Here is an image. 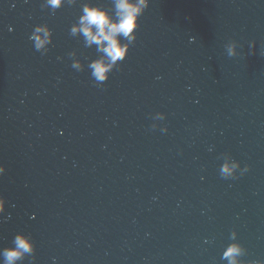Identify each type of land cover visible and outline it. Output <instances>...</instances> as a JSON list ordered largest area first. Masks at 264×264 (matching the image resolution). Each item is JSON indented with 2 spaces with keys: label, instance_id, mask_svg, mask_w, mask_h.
Listing matches in <instances>:
<instances>
[{
  "label": "water",
  "instance_id": "water-1",
  "mask_svg": "<svg viewBox=\"0 0 264 264\" xmlns=\"http://www.w3.org/2000/svg\"><path fill=\"white\" fill-rule=\"evenodd\" d=\"M43 3L0 0V248L19 233L32 264H228L236 242L239 264H264V0H149L100 87L69 29L111 0ZM223 154L249 171L222 179Z\"/></svg>",
  "mask_w": 264,
  "mask_h": 264
},
{
  "label": "clouds",
  "instance_id": "clouds-1",
  "mask_svg": "<svg viewBox=\"0 0 264 264\" xmlns=\"http://www.w3.org/2000/svg\"><path fill=\"white\" fill-rule=\"evenodd\" d=\"M76 2L77 0H44L41 8H48L50 14H55L56 10L74 5ZM148 7L149 0H111L110 8L93 3H83L80 6L81 14L71 25L69 35L74 38H82L84 48L91 49L95 46L97 58L87 63L95 86L100 87L107 82L113 70L119 71L120 63L126 59L130 46L137 39L136 31L139 28V18ZM11 30L9 28V31ZM29 40L33 43L35 51L42 56L47 55L49 46L52 44V32L47 25H37L29 36ZM236 47L235 42L226 45L229 57L236 55ZM67 55L72 61L71 68L82 72L85 66L77 58V53L72 51ZM151 118L154 121H163L165 115L157 112ZM151 128L155 130L157 125L153 123ZM159 130L161 133L168 131L166 127H161ZM209 151L212 149L209 148ZM219 158L223 160L219 167V175L224 180L239 179L249 171L247 165L241 168L240 163L227 154H223ZM4 173L5 168L0 166V176H3ZM5 204L6 201L0 197V215L5 213ZM230 239L236 240L235 231L230 234ZM12 245V247L0 248V264H22L26 256L31 258L29 264H32L35 259V246L29 236L16 234ZM243 254L244 248L239 243L233 242L226 247L223 258L228 260V264H239L237 257Z\"/></svg>",
  "mask_w": 264,
  "mask_h": 264
}]
</instances>
